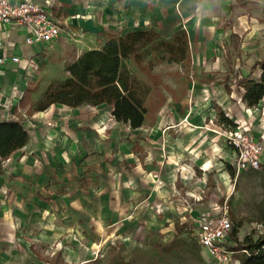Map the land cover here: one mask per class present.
Listing matches in <instances>:
<instances>
[{
	"label": "crops",
	"instance_id": "obj_1",
	"mask_svg": "<svg viewBox=\"0 0 264 264\" xmlns=\"http://www.w3.org/2000/svg\"><path fill=\"white\" fill-rule=\"evenodd\" d=\"M245 3L59 0L55 18L67 21L82 39L72 50H58L61 59L55 63L48 61L51 53L69 36L49 49L35 44L28 50L35 51L40 67L29 72L12 63L0 66V103L14 88L25 90L13 112L34 124L27 145L0 169V264H86L101 237L117 233L141 240L160 234L171 243L194 224L204 198H210L207 205L219 204L234 157L219 135L231 128L222 117H248V110L256 116L264 102L248 108L242 101L244 88L237 84L241 78L259 80V56L253 61L243 54L236 57V69L226 74L231 69L223 53L233 32L221 21L249 15ZM143 30L165 40L185 30L191 53L190 66L176 63L188 72L185 85L163 79L167 101L153 123L133 129L117 121L108 105L54 104L45 111L33 110L53 81L69 76L67 63L101 49L111 37ZM23 35L15 33L13 40L20 42ZM32 85L37 89L26 98ZM253 131L260 133L257 127Z\"/></svg>",
	"mask_w": 264,
	"mask_h": 264
},
{
	"label": "trees",
	"instance_id": "obj_2",
	"mask_svg": "<svg viewBox=\"0 0 264 264\" xmlns=\"http://www.w3.org/2000/svg\"><path fill=\"white\" fill-rule=\"evenodd\" d=\"M168 61L191 64L189 38L185 30L165 40L153 30L131 32L125 36L111 37L101 49L83 53L75 62L66 64L69 76L65 80L53 81L43 98L33 107L34 111L47 110L54 104L69 107L108 105L113 108L117 121L128 123L133 129L153 123L157 113L166 103L163 82L151 72L159 63ZM136 66L151 79L143 82L131 69ZM259 80L241 78L237 81L244 88L243 103L248 108L257 107L264 99V59L259 61ZM37 89L32 85L26 98ZM25 98V99H26ZM231 128L236 124L223 116ZM29 141V132L21 122H0V169L4 161L23 149ZM228 171L235 177V172ZM184 231L179 229L178 236ZM177 236V237H178ZM179 238L171 242L178 245ZM240 264H264V233L254 240L247 236L235 246H228Z\"/></svg>",
	"mask_w": 264,
	"mask_h": 264
},
{
	"label": "rangeland",
	"instance_id": "obj_3",
	"mask_svg": "<svg viewBox=\"0 0 264 264\" xmlns=\"http://www.w3.org/2000/svg\"><path fill=\"white\" fill-rule=\"evenodd\" d=\"M246 2L244 10L248 11L249 15L246 14L244 18L221 21L223 27L233 32L228 37L230 43L223 53L231 69V72L227 71L226 74L234 72L236 69V67H232L234 60L242 54L244 58L251 61L254 60L253 56L264 59V0H246ZM80 39L82 37L78 36L59 42L58 48H55L48 59L49 63L60 61L58 50L63 48L72 50V46H75L77 40ZM162 63L154 66L158 67L159 73L154 71V67L151 72L158 76L162 82L167 80L176 82L178 86L185 85L188 72L182 65L172 62ZM241 64L245 65V62L242 61ZM134 67L137 70L135 75L141 77L143 82L150 84L151 79L148 75L136 66ZM41 69L39 68V70ZM214 72L224 74V71ZM235 90L236 87H234ZM233 96L234 102L239 104V94L234 92ZM254 115L252 111L248 110V117H239L233 121L250 125L252 132L257 127L260 129V133L257 135L264 136V102L260 113ZM228 130V128L223 130L219 135L223 137V145L230 147L225 134ZM230 170L233 172L232 169ZM209 200V196L204 198L205 204L199 207V214L195 218L200 217L203 213L212 212V206L207 205ZM225 202H227L228 215L233 224L228 246H235L236 242L243 241L247 236L257 240L264 233V156L259 170L244 172L239 177L230 176V179L228 177L227 190L223 198L219 199L218 205L223 206ZM197 233L198 228L195 224L188 225L182 237L179 238L178 245L180 247L166 243L160 234H151L142 240L119 233L101 237L98 245L92 251L93 256L87 259L88 263L86 264H240L232 254L228 255L226 261H221L201 248L197 241Z\"/></svg>",
	"mask_w": 264,
	"mask_h": 264
},
{
	"label": "built area",
	"instance_id": "obj_4",
	"mask_svg": "<svg viewBox=\"0 0 264 264\" xmlns=\"http://www.w3.org/2000/svg\"><path fill=\"white\" fill-rule=\"evenodd\" d=\"M59 0H0V66L12 63L18 69L29 72L32 66L40 67L36 61L35 44H41L44 48L52 46L62 37L71 39L78 37L69 28L67 21L57 20L54 16V8ZM23 33L20 42L13 40V34ZM31 82L26 77V84ZM25 96V90L14 88L12 94L0 103L3 111L0 114V122L16 121L24 124L29 132L33 122L27 123L17 113L13 112L16 101H21ZM26 118V116H24ZM236 126L225 132L227 142L234 151L231 166L235 177L248 171L259 170L264 156V136H256L250 125L234 121ZM194 201L198 198L193 197ZM187 206L190 208L189 202ZM227 202L223 206H212V212L203 213L194 219L198 228L197 241L201 248L221 261H226L232 254L227 249L230 241L233 224L227 211Z\"/></svg>",
	"mask_w": 264,
	"mask_h": 264
}]
</instances>
